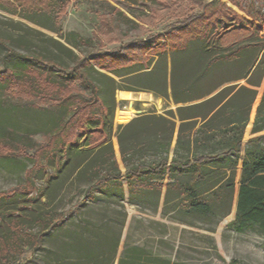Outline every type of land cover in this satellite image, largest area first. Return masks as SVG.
I'll return each mask as SVG.
<instances>
[{"label": "trees", "instance_id": "16d2710c", "mask_svg": "<svg viewBox=\"0 0 264 264\" xmlns=\"http://www.w3.org/2000/svg\"><path fill=\"white\" fill-rule=\"evenodd\" d=\"M17 1L18 5L13 6L0 0V9L39 29L55 33L59 39L69 42L68 45L77 47L76 43L66 41L54 14L63 6L56 9L53 2L33 5L28 0ZM206 1L209 0H191L198 13L193 12L170 26L165 36L172 43L168 46V53L161 48L164 52L156 50L150 59H146L145 52L153 51L151 43L140 42L127 44L124 49L112 54L76 57L77 61L70 67L69 73L59 70L60 64L52 60L42 70V58L35 57H27L33 61L32 65L0 71V84L11 95L16 94L31 102L54 103L69 113L68 120L61 121L44 144L31 147L30 156L24 149L19 151L33 164L25 170L24 186L0 193V199L10 198L17 192L27 196L33 193L37 170L45 171L53 166L60 168L61 160L67 161L75 152L86 156L74 169L78 177L90 183L84 198L91 196L93 191L100 192L111 185L125 183L131 200L136 194L146 192L156 195L157 205L162 192L163 204H174L172 210L181 208L202 215L212 212L216 205L229 206L237 189L236 213L228 226H233L236 232L257 226L264 234V89L256 106L250 138L244 142L249 116L258 95L255 88L261 86L264 75V13L257 6L260 0H243L248 1L247 4L240 0H229L230 5L240 13L218 0L204 4ZM114 11L118 15L117 22L132 23L126 15ZM1 18L0 24L5 28H27L35 36H43L54 48L72 53L58 39L46 36L41 30L24 25L21 21L4 16ZM77 41L81 43L80 39ZM8 43L9 39L0 35V44L11 53ZM184 52L194 53L193 57L182 63L190 69L180 80H175L174 59L177 54L182 57ZM249 52L255 53L254 59L240 76L226 80L197 97L186 98L177 94L187 84H197L219 68L240 63ZM160 57L164 58V81L158 88H118L112 78H139L138 75L144 74L145 79L154 71V67H150L154 58L156 63ZM169 70L170 89L165 82ZM52 72H58L63 82L54 81L50 77ZM254 74L257 75L256 79H252ZM93 75L100 78L101 85L93 82ZM240 80H245L246 85H230ZM79 86L83 87L82 91ZM85 90L89 95L84 96ZM116 91L151 92L165 99L171 96L176 106L181 105L175 111L167 112V116L142 115L125 125H117V131L126 129L129 132L126 149L122 144L125 139L119 134L116 138L124 171L118 167L111 140ZM207 97L210 98L185 106L186 103ZM173 140V152L178 154V151H183L186 155L183 161L173 157L172 160L161 158L154 165L133 166L129 163V159L138 154H168ZM200 148L203 153L197 155ZM35 200L34 197L29 200V210ZM82 203L84 201L78 205ZM29 213L33 214L31 218L39 225L40 232L31 234L26 214L10 213L0 233V264L12 263L26 247L39 246L47 231L55 229L65 220L35 209ZM122 253L119 264H154L158 261L143 249L125 247ZM230 264H236V261L232 260Z\"/></svg>", "mask_w": 264, "mask_h": 264}, {"label": "rangeland", "instance_id": "374dc122", "mask_svg": "<svg viewBox=\"0 0 264 264\" xmlns=\"http://www.w3.org/2000/svg\"><path fill=\"white\" fill-rule=\"evenodd\" d=\"M3 1L5 4L18 5L17 0ZM28 1L33 5L53 2V4L56 3V9L60 5L63 6L58 13L54 14L57 15L58 25L66 41L76 43L77 47L68 45L69 42L59 39L55 33L39 29L0 9V21L3 20L1 18L3 16L14 21H21L24 25L41 30L48 37L58 39L72 52L54 48L52 43L47 42L43 36H35L27 28H5L0 24V35L9 39L8 45L12 50L8 53L5 46L0 44V71L5 68L27 67L33 64L29 58L35 57L42 58L40 61L42 70L52 60L60 64L59 70L69 73L68 70L77 58H89L100 53L112 54L124 49L127 44L140 42L151 43L153 51H147L144 55L146 59H150L154 51L161 48H165L168 53V46L172 43L165 36L171 25L181 22L193 12L198 13L197 9L193 8L191 0ZM210 1L214 0L206 1L204 4ZM218 1L239 12L237 8L230 5L229 0ZM240 1L248 3V1ZM257 6L264 13V2L260 0ZM114 9L126 15L132 23L117 22L118 15ZM77 39H80L81 43ZM159 52L164 50L161 49ZM193 55V52H184L182 57L179 54L175 56V80H180L185 73L187 74L190 68L183 66L182 63ZM254 56V52H249L240 63L219 68L197 84H187L183 90H178L177 94L186 98L205 94L220 83L240 76ZM155 59L150 65L151 68L154 67V71L145 79H143L144 74L138 75L139 78L131 76L122 80L116 76L112 78L116 81L118 88L127 86L158 88L164 81L162 73L164 58L160 57L154 63ZM50 77L54 81L63 82L58 72L50 73ZM93 78L95 84L101 85L99 77L93 75ZM256 78L257 75L254 74L252 79ZM262 79L261 86L255 88L258 95L249 116L250 122L244 133V142L250 138L249 131L255 117L256 106L263 94L264 75ZM165 82L170 89V70ZM230 85H246V81L240 80ZM79 89L82 91L83 87L79 86ZM87 95L89 92L85 90L84 96ZM148 95L143 91L133 94L136 100L128 103L118 102L120 100L116 101L115 97L114 118L116 112H127L128 108L134 111L130 114L129 122L142 115L167 116V112L175 111L176 107L181 106H176L172 101H166L161 97ZM208 98L210 97L186 103L185 106L198 104ZM68 118L69 113L65 108L38 100L26 101L16 94L11 95L0 84V193L24 186L25 170L32 166L33 161L23 157L19 151L24 149L27 151V156H30L31 147L44 144L49 136L55 133L57 125ZM113 123L116 125L111 138L113 154L118 167L124 171L116 138L119 134L122 139H125L122 144L126 149L129 132L126 129L117 131V125L127 123L119 124L115 119ZM198 126L199 123L196 128ZM174 142L173 140L168 154H138L131 157L129 163L133 166L154 165L161 158L172 160L173 157L183 161L186 155L183 151H178V154L173 152ZM201 153H203L202 148L197 150V155ZM85 158V155L73 152L67 161L61 160L60 168L53 166L45 171H36L33 193L27 196L17 192L10 198L0 199V233L10 213L15 214V211L26 214L29 220L27 227L31 229V234H38L40 228L33 220L34 218H31L33 214L29 213L30 210L35 209L43 214L48 213L65 218L55 229L47 231L41 238L39 246L26 247L19 258L10 264H117L125 247L150 252L158 259L154 264H162L165 261L169 264H230L232 260H235L236 264H264V234L260 229L257 226H251L243 232H236L233 226H228L236 213L237 189L229 206L228 204L216 205L212 212L202 215L192 211L186 212L181 208L172 210L174 204H163L162 192L157 205L156 195L146 192L136 194L134 200H131L125 183L111 185L100 192L93 191L91 196L84 198L90 183L78 177L74 169ZM241 162L242 160L239 161L240 165ZM31 197L36 198L32 204L35 208L31 207L29 210ZM83 201L84 203L79 206L78 204ZM225 213L228 215L225 216Z\"/></svg>", "mask_w": 264, "mask_h": 264}, {"label": "bare ground", "instance_id": "6f19581e", "mask_svg": "<svg viewBox=\"0 0 264 264\" xmlns=\"http://www.w3.org/2000/svg\"><path fill=\"white\" fill-rule=\"evenodd\" d=\"M116 97L118 99H127V98H132L131 97V93L130 92H126V91H118L116 94ZM134 112L132 109L128 108V111H119L116 112L115 114V121L119 124H125L128 122L129 118H130V114Z\"/></svg>", "mask_w": 264, "mask_h": 264}, {"label": "crops", "instance_id": "0c3cea01", "mask_svg": "<svg viewBox=\"0 0 264 264\" xmlns=\"http://www.w3.org/2000/svg\"><path fill=\"white\" fill-rule=\"evenodd\" d=\"M117 92H118V91H116L115 93L117 94ZM128 92H130V91H128ZM130 93H131V97H132V98H127V99H117L116 94H115L116 101L120 100V101H118V102H125V103H128L129 101L136 100L135 97L133 96V94H137V93H140V92H137V93H136V92H130ZM146 93L149 94L148 96H150V95L153 96V93H151V92H146ZM168 93H169V91H168ZM168 96H169V94H168ZM150 97H151V96H150ZM161 98H162V97H161ZM138 99H140V98H138ZM163 99L166 100V101H171V96H169L167 99H165V98H163ZM148 100H149V98H148ZM113 126H114V128H116L115 123L113 124ZM122 254H123V253L121 252V255H120V257L118 258L117 264H119V259L121 258Z\"/></svg>", "mask_w": 264, "mask_h": 264}]
</instances>
